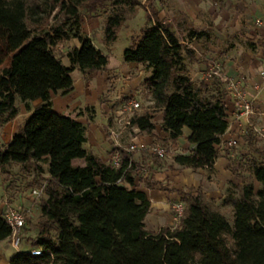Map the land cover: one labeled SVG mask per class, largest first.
Masks as SVG:
<instances>
[{
  "label": "trees",
  "instance_id": "trees-1",
  "mask_svg": "<svg viewBox=\"0 0 264 264\" xmlns=\"http://www.w3.org/2000/svg\"><path fill=\"white\" fill-rule=\"evenodd\" d=\"M107 3L111 13L102 43L109 47L126 22L136 17L139 0H0V130L19 117L18 102L28 110L32 102L43 103L19 124L8 145H0L4 181H11L14 166L32 167V190L44 187L45 193L37 200L40 220L26 221L36 233L32 250L16 254L10 264H264V143L253 134L244 136L247 155L230 163L233 180L225 203L232 206L233 224L200 193L180 190L185 210L178 225L153 234L145 229L151 204L133 189V153H124L118 167L104 164L85 149L88 125L53 112L52 96L73 93L75 71L86 81L93 73H110L109 58L83 31L82 14L96 13ZM55 15L58 24L40 30ZM196 33L182 42L152 14L123 60L151 71L145 85L152 105L131 119L132 126L152 136L154 113L161 111V131L167 134L163 143H176L184 129L190 131L193 149L175 155L173 163L212 172L229 129V93L218 75L208 87L197 85L187 74L193 51L185 43L210 39L205 32ZM73 39L80 48L60 57V46ZM78 160L84 166H76ZM152 160L161 159L152 155ZM147 185L165 189L155 182ZM11 234L2 212L0 243ZM34 250L41 254L32 255Z\"/></svg>",
  "mask_w": 264,
  "mask_h": 264
},
{
  "label": "crops",
  "instance_id": "crops-1",
  "mask_svg": "<svg viewBox=\"0 0 264 264\" xmlns=\"http://www.w3.org/2000/svg\"><path fill=\"white\" fill-rule=\"evenodd\" d=\"M148 5L150 14L141 5L136 17L127 21L124 27L132 33L136 31L140 36L148 17L153 14L182 42L193 31H196V34L207 33L210 35L209 40L193 39L185 43L187 48L193 51L192 57L187 59V74L197 85L204 83L211 87L215 73L229 93L225 100L229 129L221 139L220 157L214 164L212 180L204 176L205 169L192 170L173 163L166 164L162 159L159 162L152 160L150 148L167 140V134L161 131V111L154 114L159 116L160 125H155L156 130L152 136L130 129L121 133L120 140L124 147H138V151L132 154L133 189L144 193L149 200L151 211L145 220V229L149 233L157 234L162 228L174 226L175 219L170 216L171 206L174 202L183 203L178 191L194 190V193H200L207 201H217L222 197L223 185L233 176L231 161H240L247 155L242 131L247 129L248 125L246 120L239 117L238 100L234 97L236 89L244 92L253 102L254 115L250 119L251 124L258 129H264V77L261 75L264 70V0H148ZM141 10H144V16L141 15ZM257 21H260V24ZM103 29L102 26L99 33L101 45ZM83 31L93 41L92 30ZM93 43L109 58L110 73L96 72L86 81L79 71H75L73 93L64 97L52 96L53 112L87 124L89 133L85 149L109 165L115 150L110 131L120 132V127L114 123L113 117L128 98H135L140 103L142 91L148 93L145 80L151 76V71H146L139 64L125 63L123 56L118 57L112 51L105 52L94 41ZM65 45L70 48L68 51L80 48L76 39L60 47ZM62 61L65 66H69L66 58ZM30 104L31 109H27L24 114L20 111L16 120L0 130V145H8L19 124L27 119L34 109L43 105L41 101ZM149 105H152L150 96ZM87 108H94V111L88 112ZM142 112L143 110L140 113ZM189 137L190 131L184 129L181 139L176 143H168L171 151L176 155L188 154L193 149L188 143ZM230 139L238 142L235 153L226 147ZM258 142L262 144L264 140ZM233 154H236L235 157ZM74 163L76 166H84V161L81 160ZM15 168L16 166L12 169ZM148 182L161 184L165 189H151L147 185ZM12 183V180L5 182L0 176V213L8 207L20 206L30 213V217H33V212L38 209L40 217L39 202L30 196L32 190L22 194V198L18 194L15 199L7 195L6 189L8 186L12 188ZM256 184L259 187V184ZM148 218L150 224L147 223ZM28 235L36 237L33 231ZM29 251L25 245V249L20 252ZM16 254L18 252L11 247L9 239L0 243V264H10Z\"/></svg>",
  "mask_w": 264,
  "mask_h": 264
},
{
  "label": "rangeland",
  "instance_id": "rangeland-1",
  "mask_svg": "<svg viewBox=\"0 0 264 264\" xmlns=\"http://www.w3.org/2000/svg\"><path fill=\"white\" fill-rule=\"evenodd\" d=\"M38 1H42V0H38ZM147 4H148V0H147ZM110 13H111V6L108 3L105 5L104 8H99L96 11V13H88L86 11H82V14H83L84 19H85V22L83 24V29H89V30L91 29L92 30L93 41L101 50H105V52L112 51L116 56L122 57L124 54V51L126 49H128L130 47V45H132V42L134 41V39L137 38V36H138V38L140 36L138 35V33L136 31L132 33L131 31H129L127 29V27H123L122 31L119 33L118 40L114 44H112L109 47H104L103 45H101L100 39H99V33L101 32L100 29L102 28V26L104 28L105 19ZM144 14H145L144 10H141V15L144 16ZM58 22H59L58 16L55 15V17H52L40 30H45V31L50 30L51 28L55 27V25L58 24ZM32 31H33V33L36 32L34 30V28H32ZM68 49H70V48L67 47V45L63 46L62 48L60 47L59 48V56L64 57V55L67 53ZM146 77H147V74L145 73L144 79H146ZM74 79H75V77H74ZM139 100L141 103L142 110L147 111V109L151 105H149V94L146 93L145 90L142 91V95L139 98ZM17 105H18L19 110L21 111L22 114H24L27 111V108H26L24 103L18 102ZM30 106H31V104H29V107ZM31 108L32 107H30L29 109H31ZM156 113H154V114H156ZM22 122H24V121H22ZM154 123H155V125H160L158 115H154ZM157 145L159 147L166 149L168 152H170L167 155V157L162 159V160L165 161L166 164H169V163L172 164L173 158L176 154L171 153V148H170L169 144L158 142ZM183 151H182V153L185 152V151L184 152ZM10 171H11V180L13 181V183H12L13 187L12 188H10L11 186L7 187V189H6L7 195H11V197L15 199L16 194H18V196L20 195L19 197H21L22 194H24L25 192H29L30 190L33 189L31 187V185H32V180L35 177V172L32 169V167H28L27 170H22L16 166L15 169H12ZM213 174H214L213 171L211 172L209 170H206V174L204 176L207 177L209 180H212ZM46 176L47 175H45L44 178H46ZM244 176H245V178L248 179L247 174H245ZM231 180H233V176L231 177ZM231 180L226 181L225 184L223 185V190L221 191L222 197L220 199H218L217 201L212 200L211 202L217 208V210H219L221 213H223L228 218L229 222L232 225L233 224L232 206L229 203H225L227 190L230 188L229 184H230ZM40 183L42 185L46 184L44 181H40ZM257 186L258 185L255 183L256 189H258ZM177 203L178 202H174L171 206L170 216L172 219H175L174 220V226H171V228L178 225V222H179L178 220H176V213L174 211V205ZM184 206H185V204H184ZM27 219L30 220L32 224H36L40 220L39 210L37 209L36 212H33V217H30V213L28 211H26V221H27ZM32 221H34V222H32ZM147 223L150 224L149 218L147 220ZM30 232H32V229H31L29 223H27L26 228L23 230V232L21 234L20 251L25 249V245L28 246V250H32V248H30V243H31V240L33 238H32V236L28 235V233H30Z\"/></svg>",
  "mask_w": 264,
  "mask_h": 264
},
{
  "label": "built area",
  "instance_id": "built-area-1",
  "mask_svg": "<svg viewBox=\"0 0 264 264\" xmlns=\"http://www.w3.org/2000/svg\"><path fill=\"white\" fill-rule=\"evenodd\" d=\"M143 8L150 14V8L147 4V0H139ZM260 24V21H257ZM213 75H216L213 73ZM262 77H264V70L261 72ZM257 89V88H256ZM234 97L238 100V110L239 117L246 120L248 128L242 131L243 136H246L248 133L253 134L258 140H264V129H258L253 126L250 122V119L254 115L253 111V102L249 100L244 92L239 89L235 90ZM142 111L141 104L135 98H128L121 105L118 112L113 117L114 123L118 127H120V132L117 130H111L110 135L115 143V150L109 160V165L113 167H118L119 163L123 157L124 153H134L138 151V147L136 145H131L129 147H124L121 143V133L127 129L138 131L137 127L132 126L131 119ZM221 146V145H220ZM226 147L229 150H233L235 153L238 148V142L234 139H230L226 143ZM150 153L159 157L160 159H164L170 153L166 149L153 146L150 148ZM173 153V151H171ZM236 154H233L235 157ZM45 195L44 187L39 189H34L31 191L30 196L34 200H39L41 197ZM185 206L183 203L178 202L174 205V211L176 213V220H180L184 214ZM4 218L7 221L8 225L11 228V237L10 245L11 247L18 253H20V244H21V234L26 226V211L20 206H11L8 207L3 212ZM32 255L39 256L41 253L38 251H31Z\"/></svg>",
  "mask_w": 264,
  "mask_h": 264
}]
</instances>
